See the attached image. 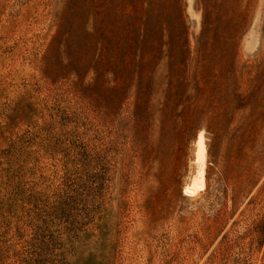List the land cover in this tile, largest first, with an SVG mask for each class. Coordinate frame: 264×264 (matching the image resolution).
I'll use <instances>...</instances> for the list:
<instances>
[{"label": "rangeland", "instance_id": "obj_1", "mask_svg": "<svg viewBox=\"0 0 264 264\" xmlns=\"http://www.w3.org/2000/svg\"><path fill=\"white\" fill-rule=\"evenodd\" d=\"M0 264H264V0H0Z\"/></svg>", "mask_w": 264, "mask_h": 264}, {"label": "bare ground", "instance_id": "obj_2", "mask_svg": "<svg viewBox=\"0 0 264 264\" xmlns=\"http://www.w3.org/2000/svg\"><path fill=\"white\" fill-rule=\"evenodd\" d=\"M257 22L258 18L255 19L253 27L248 33L245 42V49L247 51H252L257 45ZM207 160L206 137L204 135V131H200L195 140L194 163L196 165V169L190 179V182L184 187V195L193 197L206 189Z\"/></svg>", "mask_w": 264, "mask_h": 264}]
</instances>
